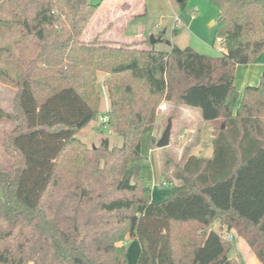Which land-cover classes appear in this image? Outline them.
Instances as JSON below:
<instances>
[{
  "label": "trees",
  "instance_id": "16d2710c",
  "mask_svg": "<svg viewBox=\"0 0 264 264\" xmlns=\"http://www.w3.org/2000/svg\"><path fill=\"white\" fill-rule=\"evenodd\" d=\"M102 1L0 0L10 16L1 22L18 34L6 51L17 71L0 74L17 87L15 113L5 116L15 127L3 142L13 162L0 171V264H107L124 258L126 239L139 242L135 264H238L221 226L264 264V69L241 97L233 84L236 67L264 51V0H206L224 46L216 57L101 34L83 42ZM99 73L109 100L100 127L120 146L77 137L102 115ZM163 102L196 109L216 128L211 157H187L179 184L154 201L141 137ZM93 241L104 248L95 260Z\"/></svg>",
  "mask_w": 264,
  "mask_h": 264
},
{
  "label": "rangeland",
  "instance_id": "374dc122",
  "mask_svg": "<svg viewBox=\"0 0 264 264\" xmlns=\"http://www.w3.org/2000/svg\"><path fill=\"white\" fill-rule=\"evenodd\" d=\"M100 1L88 0L90 4H98ZM96 13L98 15L96 18L99 24L103 26L104 31L110 30L106 26H112L113 23L111 21H114L115 18L122 19L121 24L125 25L124 29H120L119 35L112 36L113 39L120 41L118 44L142 42L149 40L150 36H154L162 39L154 44V48L160 51L168 52L174 45L180 49L189 47L200 54L216 57L224 49L223 44L216 42V28L211 26L216 20L217 10L206 0H186L183 9L179 7L177 0H133L132 2L103 0ZM9 17L7 6L3 4V8L0 9V74L6 69L7 72H5L7 74L14 76L17 68L13 63H10L12 61L8 59L9 52L6 51H11V42L18 37V34L13 26L11 29H7L6 24L1 22L8 20ZM89 29L92 30V28ZM90 30L89 32H91ZM174 30H177L176 33L173 32ZM144 46L146 45L144 44ZM13 52L15 53L16 50H13ZM262 56H264V51ZM241 84L242 77H240L239 70L235 78V89L240 88ZM96 87L100 94L99 114H103L107 104L102 88V80L99 76L97 77ZM16 92V85L8 82L0 75V171L9 168L13 162L4 152L3 142L15 127V123L5 116L15 113ZM239 96L241 97L242 93ZM164 104L165 102L159 106L154 130L141 137L142 175L151 189V199L154 201H159L162 198V194L170 193L171 188L179 184L174 174L181 168L188 154L200 155L202 158H208L212 154L213 139L207 133H202L200 136L195 137V131V133L185 137L184 140L179 139L184 126L179 124L177 116H174L177 108L174 109L171 105L169 111L167 110L162 114L161 110ZM189 116H191L190 118L195 117L194 114H189ZM199 118L198 121H202L201 117ZM168 121L171 123L169 145L166 148L158 149L156 144ZM197 123L193 129H202L201 125ZM206 127L213 132L216 125L214 126L211 123L208 126L204 125L203 128L207 132ZM84 130L77 137L88 147L97 146L102 138H107L110 147L122 144V139L117 134L110 131L106 126L100 127L98 121L91 122ZM196 143L199 146L196 147ZM162 183H166V186H163ZM210 228L218 231V222L211 224ZM219 229H221L219 231L221 237L227 239L229 233L226 227L221 226ZM230 235L232 238L229 242L232 245L229 257L236 260L238 264H258L254 260L251 251L243 242L241 244L240 238L233 232H230ZM93 244L98 248L92 247L87 253L94 260L99 259L103 256L104 248L101 247L102 244L95 241H93ZM124 246V258L123 256L109 255L107 264L136 263L140 254L139 242L134 239H126Z\"/></svg>",
  "mask_w": 264,
  "mask_h": 264
},
{
  "label": "crops",
  "instance_id": "0c3cea01",
  "mask_svg": "<svg viewBox=\"0 0 264 264\" xmlns=\"http://www.w3.org/2000/svg\"><path fill=\"white\" fill-rule=\"evenodd\" d=\"M132 1L133 0H121V2H132ZM98 13H100V12H98ZM96 17H98L97 13H95L94 16L92 17V19L90 20V23L88 24V26H87V28H86V30L84 32L85 34H83L84 36L85 35L86 36H85V38H83L84 36L82 35L81 40L83 42H89L96 34H100L101 33L100 39L103 40V41L115 42V43L120 42V41H117V40L113 39L112 36L113 35H115V36L116 35H119L118 32L120 31V29L121 28H122V30L124 29V26L125 25L123 23L121 24L122 19L115 18L114 21H111V23H113L112 26L111 25L106 26V28H108L110 30L104 31L103 30L104 29L103 26L101 24H99L98 19ZM93 21H95V23H93ZM211 26H214V23L211 24ZM89 28H92V30H90ZM89 30L91 32H89ZM223 51H224V49H223ZM223 51H220V53L223 52ZM262 53L251 64L238 65L236 67L235 72H234V79H233V81L235 83V78H236L237 72L240 70V77H242V84H241L240 88L239 87L238 88L236 87L237 88L236 90H237V92L240 95H241V93L243 92V90L246 87H249V86H257L260 83L261 74H262L263 69H264V56H262ZM98 76L101 78V80H103V77H104L103 74L99 73ZM102 88H103V91H104V94H105L106 104H107V107L105 108V110H103V112H106L109 109V100H108L106 88L104 86ZM169 108H171V105H169L168 103L167 104L165 103L164 104V107L161 110V113L164 114L165 111H167V110L169 111ZM176 110L177 111H176V114L174 116H177V118L179 120L178 123L179 124H183V126H184L183 127L184 129L182 130L181 136H179V139L184 140L185 137H187L189 134L195 133V131H196L195 137L200 136L202 133H207V134H209L210 138L213 139V135H212L211 129L208 128V127H206L207 128V132H206V130L203 128L204 125H207V126H208V124L210 125V122L203 121V120L202 121L201 120L198 121V119H200L199 118L200 117V114H199L198 110H196V109H190V108H186V107H182V106L177 107ZM189 114H194L195 117L194 118L193 117L190 118L191 116H189ZM193 120H195V121H193ZM197 121H198V123H197ZM193 122H195V123H193ZM196 123L199 124V125H201V128L202 129H200V128L193 129L194 126L196 125ZM83 131H85V130H83ZM195 146L197 147L199 145L196 143ZM189 156H195V157H201L202 158V156H200V155H194L192 153L191 154H188L187 157H189ZM240 242H241V244H242V242L244 243V241L241 238H240ZM245 246H246V244H245ZM253 258H254V260H256L254 256H253Z\"/></svg>",
  "mask_w": 264,
  "mask_h": 264
},
{
  "label": "water",
  "instance_id": "95a60500",
  "mask_svg": "<svg viewBox=\"0 0 264 264\" xmlns=\"http://www.w3.org/2000/svg\"><path fill=\"white\" fill-rule=\"evenodd\" d=\"M180 0H177V2H179ZM162 39L160 37H154V36H150L149 38V43L151 45H154L158 42H160ZM168 45H170V43L167 42ZM170 135H171V123L170 121H168V124L166 126V128L164 129L159 141L156 144V147L158 149H163L166 148L169 145V141H170Z\"/></svg>",
  "mask_w": 264,
  "mask_h": 264
},
{
  "label": "built area",
  "instance_id": "2783aa9c",
  "mask_svg": "<svg viewBox=\"0 0 264 264\" xmlns=\"http://www.w3.org/2000/svg\"><path fill=\"white\" fill-rule=\"evenodd\" d=\"M216 42H218V43H222V40L220 39V38H217L216 39ZM104 113V112H103ZM106 122H107V116L106 115H104V114H102V115H100L99 116V118H98V124L100 125V124H106ZM162 185L163 186H166V183H162ZM229 240H231V235H230V233L228 234V237H227Z\"/></svg>",
  "mask_w": 264,
  "mask_h": 264
}]
</instances>
